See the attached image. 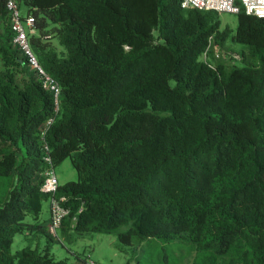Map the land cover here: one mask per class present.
Wrapping results in <instances>:
<instances>
[{
  "label": "trees",
  "instance_id": "obj_1",
  "mask_svg": "<svg viewBox=\"0 0 264 264\" xmlns=\"http://www.w3.org/2000/svg\"><path fill=\"white\" fill-rule=\"evenodd\" d=\"M18 3L35 18L32 49L61 92L54 114L0 0V264H66L52 237L40 251H11L49 198L47 154L77 172L55 194L69 208L65 238L182 239L193 264H264V17L241 10L232 34L217 12L181 0ZM210 39L243 45L240 65L200 60Z\"/></svg>",
  "mask_w": 264,
  "mask_h": 264
},
{
  "label": "rangeland",
  "instance_id": "obj_2",
  "mask_svg": "<svg viewBox=\"0 0 264 264\" xmlns=\"http://www.w3.org/2000/svg\"><path fill=\"white\" fill-rule=\"evenodd\" d=\"M20 11L22 15L27 14V9L22 5ZM218 17L221 29L228 26L234 34L237 27V14L222 12ZM154 35H157L156 31H154ZM48 41L59 55L65 54L55 36H49ZM243 49V45L234 43L230 39L221 45V50L224 53L227 51L238 52ZM225 55L221 60L211 57L207 63L213 66L220 60L233 64L225 59ZM200 60L204 61L202 55ZM237 64L240 65L239 62ZM5 71L6 68L0 59V77L4 75ZM24 74L26 73L17 74V80ZM54 171L59 185L77 179V172L69 158L57 164ZM49 216L50 201L46 199L42 203V212L38 221L34 223L30 216L27 217L26 222L34 223L33 226L21 234L15 235L11 245L12 253L26 246L40 251L49 241V237H52L49 246L50 252L56 260H63L66 264H193L195 250L193 245L185 240L176 239L170 243H163L154 238L123 243L115 232H78L75 230H69L71 237L68 239L64 237L62 229H58L54 233L48 230ZM225 262L221 260L218 264H226Z\"/></svg>",
  "mask_w": 264,
  "mask_h": 264
},
{
  "label": "built area",
  "instance_id": "obj_3",
  "mask_svg": "<svg viewBox=\"0 0 264 264\" xmlns=\"http://www.w3.org/2000/svg\"><path fill=\"white\" fill-rule=\"evenodd\" d=\"M5 7L9 18V25L13 33L12 42L21 54L29 70L34 74L37 80L41 83L43 89L49 91L53 96L54 114L59 110V97L61 88L52 75H50L39 62L34 53L30 37L37 35V26L35 18L32 14L22 15L18 0H5ZM181 7L184 9L195 8L198 10L215 11L218 14L222 12L237 14L241 10L247 14H252L258 17H264V0H181ZM226 54V55H225ZM225 55V59L232 63L240 62L242 56L238 52H223L218 44H213L212 40L202 53L204 62L207 63L211 57L221 59ZM212 66V65H211ZM53 117L49 118L41 132L44 135L46 128L53 121ZM44 150L48 153L47 145H44ZM47 168L44 172V180L41 185V190L49 195L50 201V216L48 220V230L54 233L60 229L64 220L69 215V208L63 204L64 197H57L59 183L54 171L51 157L47 154L44 158ZM75 217L72 218L74 223Z\"/></svg>",
  "mask_w": 264,
  "mask_h": 264
}]
</instances>
